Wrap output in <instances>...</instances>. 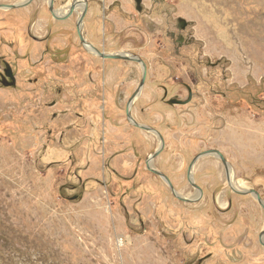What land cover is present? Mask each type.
I'll return each mask as SVG.
<instances>
[{
	"label": "rangeland",
	"instance_id": "1",
	"mask_svg": "<svg viewBox=\"0 0 264 264\" xmlns=\"http://www.w3.org/2000/svg\"><path fill=\"white\" fill-rule=\"evenodd\" d=\"M99 6L85 39L141 58L140 89V63L82 47L45 0L0 10V264H264L256 197L216 155L187 180L216 148L264 202V0ZM136 91L152 167L194 201L147 168Z\"/></svg>",
	"mask_w": 264,
	"mask_h": 264
},
{
	"label": "water",
	"instance_id": "2",
	"mask_svg": "<svg viewBox=\"0 0 264 264\" xmlns=\"http://www.w3.org/2000/svg\"><path fill=\"white\" fill-rule=\"evenodd\" d=\"M31 0H22L20 2L17 3V6H24L26 4H28ZM74 9V5H71L70 7V13L73 11ZM85 13V12H84ZM84 16V14H83ZM82 22V18H80V23H79V28H80V24ZM78 28L79 30V34H80V37L83 41V43H85L86 46H90L93 51H95L97 54H99L101 57H104V58H122V59H129V60H133V61H136L138 63H140L142 65V69H143V73H142V79L140 81V84H139V89L143 86V84L145 83V79H146V75H147V66L146 64L144 63V61L139 58L138 56L136 55H129L128 53H103L101 51H99L97 48L93 47V45H91L90 43L86 42L85 39H83L82 37V34L80 32V29ZM7 75H9L10 77H13V74L12 72L9 70L6 72ZM138 91H136L134 93V95L131 97V99L128 101L127 103V106H126V115L129 119V121L131 123H133L135 126H138V127H141L147 131H151L153 133H156L159 137V140H160V146L158 147V149L156 151H154L149 157L148 159L146 160V166L148 169H150L151 171H153L154 173H157L158 175H160L161 177H163L169 184L170 188H171V191L173 192L174 195H176V197H178L179 199H183V200H188V201H194L195 199H186L185 197H181L174 189L170 179L167 177V175H165L164 173L158 171L157 169H154L151 165L152 163V160L160 153V151L162 150L163 146H164V139H163V136L157 131L155 130L154 128L152 127H149L147 125H142L140 123H138L137 121H135V119L133 118V116L131 115V112H130V107H131V103H132V100H133V97L137 94ZM204 155H216L217 157H219V159L222 161L223 165H224V168H225V171H226V175H227V180L229 182V184L231 185L232 189L237 192V193H242V194H246V193H251L252 195H254L256 197V199L258 200V202L261 204V206L263 207L264 209V202L263 200L261 199V196L259 195L258 191H256L255 189H249V190H240V189H236L232 186L231 184V179H230V169H229V163L227 161V159L225 158V156L223 155V153H221V151H219L218 149L216 148H210V149H207V150H204L202 151L201 153L197 154L194 159L191 161L190 165L188 166V170H187V180L188 182L195 188L201 190V188L199 187V185H197L194 180H193V176H192V169H193V165L195 164V162L201 157V156H204ZM259 239H260V243L262 245H264V230L262 231V233L260 234L259 236Z\"/></svg>",
	"mask_w": 264,
	"mask_h": 264
},
{
	"label": "flooded vegetation",
	"instance_id": "3",
	"mask_svg": "<svg viewBox=\"0 0 264 264\" xmlns=\"http://www.w3.org/2000/svg\"><path fill=\"white\" fill-rule=\"evenodd\" d=\"M16 1L17 0H0V10L10 11V10H15V9L21 8V7H26V6L30 5L35 0H31L28 4H26L24 6H17V3L20 2V1H18V2H16ZM66 1L67 0H45V5L47 7V13L49 14V20H51V21L53 20V22H57V21L58 22H64V21L66 22L67 20H72V22H73L72 30L74 31V34L76 35V37L78 39V42L83 47V45H85V43H83V41H82V39L80 37L79 30H78L79 27L78 26H79V23H80V18H82V22L80 24L81 26H80L79 29H80V32L82 34L83 39H85V34H86V36L89 35V34H87L85 32V28H84V18H85V15L87 13V10H88L89 3H87V2H89V0H73V2H71V4H69L64 10H61V8L65 5L64 3ZM71 5H74V9L70 13ZM79 6H80V9H78ZM83 14H84V16H83ZM59 28L61 29L60 33L62 35H67V34L72 33V30H68L65 27L63 28L62 26H59ZM52 36H53L52 31L51 30L49 31V28L47 27V45H49V43H50V41L52 39ZM85 41L87 42L86 39H85ZM251 189H253V188H251ZM259 242H260V239H259Z\"/></svg>",
	"mask_w": 264,
	"mask_h": 264
},
{
	"label": "crops",
	"instance_id": "4",
	"mask_svg": "<svg viewBox=\"0 0 264 264\" xmlns=\"http://www.w3.org/2000/svg\"><path fill=\"white\" fill-rule=\"evenodd\" d=\"M96 7L97 8L100 7L99 6V0H94V2L92 4L88 5V10H87V13H86L85 18H84V28H85V32L87 34H89L90 36H92V37H94V34L92 35V28H91L90 22L93 19L95 13H96ZM92 43L94 45L99 44V42L98 43L92 42ZM217 147H219V146H217ZM231 155L236 158V156L234 154H230V156ZM238 161H239V159H238Z\"/></svg>",
	"mask_w": 264,
	"mask_h": 264
},
{
	"label": "bare ground",
	"instance_id": "5",
	"mask_svg": "<svg viewBox=\"0 0 264 264\" xmlns=\"http://www.w3.org/2000/svg\"><path fill=\"white\" fill-rule=\"evenodd\" d=\"M230 179H231V184H232V186H233L234 188H236V189L243 188V187L241 186L240 182H239L238 180H236V179L233 178V174H232V172H231V175H230ZM90 200H91V199H90ZM93 200H94V199H93ZM89 202H91V201H89ZM92 202L95 203V201H92ZM91 204H93V203H91ZM96 204H97V203H96ZM121 241H122V239L119 238L118 243L121 244V243H122Z\"/></svg>",
	"mask_w": 264,
	"mask_h": 264
}]
</instances>
